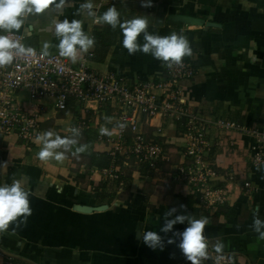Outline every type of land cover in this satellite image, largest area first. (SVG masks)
Returning <instances> with one entry per match:
<instances>
[{
  "label": "crops",
  "instance_id": "crops-1",
  "mask_svg": "<svg viewBox=\"0 0 264 264\" xmlns=\"http://www.w3.org/2000/svg\"><path fill=\"white\" fill-rule=\"evenodd\" d=\"M84 2L67 0L62 11L53 5L44 14L29 16L19 31L24 44L40 51L45 41L55 45L59 41L51 21L57 17L79 19L96 44L78 63L68 60L72 65L83 62L97 73L113 72L130 81L162 77L161 61L142 52L128 54L119 28L113 30L86 15H74ZM149 2L151 7L142 6ZM93 3L98 14L115 6L122 20L147 16L152 34H184L193 49L189 59L194 69L193 77L182 82L184 101L209 121L223 119L264 130V0ZM139 42L143 43L142 35ZM50 52L58 51L53 47ZM18 97L27 99L24 92H18ZM69 105L63 111L48 106L42 128L63 137L70 135L71 127L81 124L80 143L89 148L79 159L69 153L62 163L41 162L36 158L39 147L35 143L26 145L15 135L0 137V184L22 179L31 193L32 208L26 225L16 228L13 224L0 234L2 251L28 261L18 260L22 264H190L177 246L179 237H174L176 243H167L173 232H182L187 224L177 223L167 234L159 231L164 213L175 207L177 215L208 218L205 235L210 249L219 239L224 251L234 256L235 264H264V240L251 228L255 210L264 220V163H252L254 138L249 133L212 126L206 134L211 145L208 160L217 173L232 172L234 180L224 202L202 208L197 195L174 176L168 163L150 169L131 158L123 164L121 156H111L109 143L98 137L101 127H114V123L105 125L104 120L105 116L115 117L114 107L74 100ZM141 128L146 136L158 134L171 162L180 159L185 144L181 122L151 119L142 122ZM104 161L106 166L95 164ZM110 166L117 177L104 173ZM219 180L212 184L223 188ZM244 181H249L251 188H243ZM181 204L186 208L181 209ZM141 231H157L164 240V250L143 244ZM7 257L0 253V264Z\"/></svg>",
  "mask_w": 264,
  "mask_h": 264
},
{
  "label": "built area",
  "instance_id": "built-area-1",
  "mask_svg": "<svg viewBox=\"0 0 264 264\" xmlns=\"http://www.w3.org/2000/svg\"><path fill=\"white\" fill-rule=\"evenodd\" d=\"M12 36L24 44L22 33L13 32ZM35 50L36 57L17 58L13 65L0 68V137L15 135L26 145L33 143L35 135L43 132L48 106L51 110L63 111L70 106V100L111 105L116 109L113 123L127 125L112 137H98L99 141L109 143L111 156H121L123 164L131 158L150 169L168 163L174 176L197 195L202 208L224 202L234 180L232 172L219 174L208 160L211 145L206 134L212 126L224 131L249 133L254 138L250 146L252 163L258 166L264 163V130L249 129L223 119L209 121L184 101L182 82L194 75L189 57L184 58L182 67L168 69L162 66V77L157 80L130 81L113 72L97 73L83 62L74 66L58 52H50L48 57L41 58L40 50ZM18 92H24L27 99L21 100ZM151 119L181 122V137L185 144L177 162H171L158 134H144L142 122ZM78 127L82 129L81 124ZM112 171L113 166H110L104 173L117 177ZM216 178L224 183L223 188L212 184ZM242 186L251 188L249 181H244ZM225 254L227 259L223 264H235L234 256L229 252ZM2 264L22 263L7 257ZM205 264H213V261L208 260Z\"/></svg>",
  "mask_w": 264,
  "mask_h": 264
},
{
  "label": "clouds",
  "instance_id": "clouds-1",
  "mask_svg": "<svg viewBox=\"0 0 264 264\" xmlns=\"http://www.w3.org/2000/svg\"><path fill=\"white\" fill-rule=\"evenodd\" d=\"M66 3L67 0H0V32L6 33L0 34V68L13 65L17 58L36 57V50L14 39L12 33L19 32L29 16L44 14L53 5L58 11H62ZM142 6L151 7V3ZM96 8L93 0H86L79 5L74 15H86L92 18L94 23L108 25L113 30L119 28L123 35L122 45L129 55L137 52L150 54L168 69L175 66L182 67L184 58L193 55L190 41L184 34L172 32L170 35L160 36L150 33L147 16L136 15L131 19L122 20L121 13L115 6L107 8L102 14H98ZM51 25L53 35L59 42L53 45L50 41H45L39 54L41 58L48 57L50 49L55 47L60 57L76 64L95 47L96 39L84 31L82 20L70 21L67 18L61 20L57 17L51 21ZM141 35L143 43L139 42ZM104 120L105 125L114 122L111 116H105ZM126 127V123L116 122L111 129L107 126L101 127L99 133L101 136L112 137ZM68 131L70 135L63 137L51 129L37 133L33 139V143L39 147L36 158L41 162L55 160L62 163L70 153L71 156L79 159L80 154L88 151L89 145L80 143L82 131L79 127H71ZM6 170L5 165L4 171ZM30 195L22 179H13L11 183L0 184V234L6 233L13 224L16 228L27 224L28 217L32 215ZM180 208L185 209L186 206L181 204ZM176 212L177 209L173 207L164 213V223L159 231L165 234L173 232V227L177 223L187 224V227L182 232H173V237H170L167 243H176L174 237H179L177 246L190 264H205L208 260H212L213 264H223L227 259L224 243L217 239L211 246L215 256L209 250V239L205 235L208 218L203 216L196 218L189 213L177 215ZM251 228L258 234L260 240H264V220L260 219L258 209L253 212ZM139 235L143 244L149 248L164 250V240L157 231H141Z\"/></svg>",
  "mask_w": 264,
  "mask_h": 264
},
{
  "label": "water",
  "instance_id": "water-1",
  "mask_svg": "<svg viewBox=\"0 0 264 264\" xmlns=\"http://www.w3.org/2000/svg\"><path fill=\"white\" fill-rule=\"evenodd\" d=\"M82 209H83V210H86V211L90 210L89 208H82ZM0 253H1L2 255H6V256H8V257H11V258H14V259H17V260H20V261L28 262V261H26V260H24V259H22V258H20V257H17L16 255H12V254H10V253H7V252H5V251H2L1 249H0Z\"/></svg>",
  "mask_w": 264,
  "mask_h": 264
},
{
  "label": "trees",
  "instance_id": "trees-1",
  "mask_svg": "<svg viewBox=\"0 0 264 264\" xmlns=\"http://www.w3.org/2000/svg\"><path fill=\"white\" fill-rule=\"evenodd\" d=\"M95 164H96L97 166H106V165H105V164H106L105 161H104V163H103V162H96Z\"/></svg>",
  "mask_w": 264,
  "mask_h": 264
},
{
  "label": "rangeland",
  "instance_id": "rangeland-1",
  "mask_svg": "<svg viewBox=\"0 0 264 264\" xmlns=\"http://www.w3.org/2000/svg\"><path fill=\"white\" fill-rule=\"evenodd\" d=\"M179 160V159H178Z\"/></svg>",
  "mask_w": 264,
  "mask_h": 264
}]
</instances>
